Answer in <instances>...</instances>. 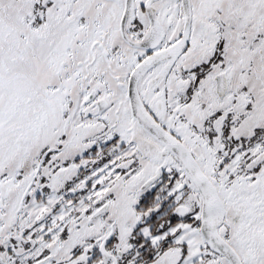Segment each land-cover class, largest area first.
I'll return each mask as SVG.
<instances>
[{
  "label": "snow or ice",
  "instance_id": "snow-or-ice-1",
  "mask_svg": "<svg viewBox=\"0 0 264 264\" xmlns=\"http://www.w3.org/2000/svg\"><path fill=\"white\" fill-rule=\"evenodd\" d=\"M0 264H264V0H0Z\"/></svg>",
  "mask_w": 264,
  "mask_h": 264
}]
</instances>
